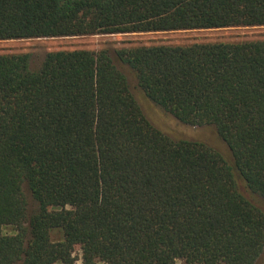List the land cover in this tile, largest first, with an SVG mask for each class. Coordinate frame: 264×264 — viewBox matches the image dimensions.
<instances>
[{
    "label": "trees",
    "instance_id": "trees-1",
    "mask_svg": "<svg viewBox=\"0 0 264 264\" xmlns=\"http://www.w3.org/2000/svg\"><path fill=\"white\" fill-rule=\"evenodd\" d=\"M256 25L264 0H0V40ZM118 56L189 133L154 125L106 50L50 52L37 70L0 54V264H75L77 246L82 264H256L264 40Z\"/></svg>",
    "mask_w": 264,
    "mask_h": 264
},
{
    "label": "rangeland",
    "instance_id": "rangeland-1",
    "mask_svg": "<svg viewBox=\"0 0 264 264\" xmlns=\"http://www.w3.org/2000/svg\"><path fill=\"white\" fill-rule=\"evenodd\" d=\"M255 40H264V25L0 40V54L27 53L29 54L30 67L37 70L42 65L46 55L50 52L77 49L92 51L106 50L115 64L127 76L133 93L142 104L145 113L150 116L149 118L152 123L156 125L158 124L156 121H158L162 125H168L172 131L182 135L184 132L189 133L188 129L172 120L171 116L165 113L160 106L147 100L143 91L137 85L138 80L134 70L128 63L123 62L119 58L118 51L124 48L145 45H191L194 43L244 42ZM199 132H201V137L209 140L212 144L220 148L225 147L223 140L212 131H209V135L200 129L198 132L192 134H199ZM223 153L226 156L228 154V152ZM23 188L28 199V212L32 214L38 209V203L33 198L27 183H24ZM51 236L54 240H58L62 237V233L60 230H53ZM74 256L76 258L75 264H82V251L79 246L75 248ZM99 264L105 263L99 262ZM177 264H183V261L178 260ZM256 264H264V252Z\"/></svg>",
    "mask_w": 264,
    "mask_h": 264
}]
</instances>
